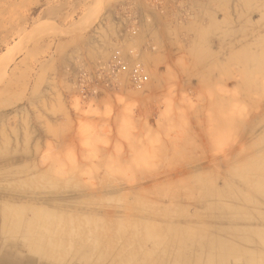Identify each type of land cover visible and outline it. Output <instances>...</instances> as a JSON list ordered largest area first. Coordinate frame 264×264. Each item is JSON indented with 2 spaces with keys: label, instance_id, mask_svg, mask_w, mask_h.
Returning <instances> with one entry per match:
<instances>
[{
  "label": "rangeland",
  "instance_id": "obj_1",
  "mask_svg": "<svg viewBox=\"0 0 264 264\" xmlns=\"http://www.w3.org/2000/svg\"><path fill=\"white\" fill-rule=\"evenodd\" d=\"M3 209L101 253L74 264L249 248L229 228L264 229L230 215L264 219V0H0Z\"/></svg>",
  "mask_w": 264,
  "mask_h": 264
},
{
  "label": "bare ground",
  "instance_id": "obj_2",
  "mask_svg": "<svg viewBox=\"0 0 264 264\" xmlns=\"http://www.w3.org/2000/svg\"><path fill=\"white\" fill-rule=\"evenodd\" d=\"M235 209L238 210L239 208L236 207ZM7 211L8 210L5 209L0 211V224L2 225L1 232L4 233V237H8L7 239H1L0 264H55L56 262L61 264H74V261H82L86 263L90 257L92 258L95 255L98 257L101 256L100 252L92 250L86 253L83 252L84 254H81L82 252L78 251L70 252L64 248L66 244L63 243L73 240V233L66 231L64 233L55 234L53 232V234L49 235L46 231L52 229V226H54L51 222H47V224L43 222L42 228H40V224L38 223L40 221L39 218L31 220V222H22L16 218L17 216L13 217ZM238 211H232V213H230L231 216H234L235 220L233 221L237 224V221H257L260 225L264 224L263 217L250 214L243 216ZM10 217L12 219H10ZM49 218H51L50 215H44L43 220ZM220 220L225 221V219ZM240 229L245 230L243 234H241L235 227L229 228L233 234L235 233V238L232 236V239L242 241L243 243H249L250 247L247 249H240L239 247H232L229 245L228 249V245L225 240L220 238L216 239L214 236L208 237V242L202 240L197 244L198 249H200L199 252L205 249L214 248L213 251H209L208 254H205L208 257L205 264H227L228 258L231 256H236L239 264H264V229H252L251 227ZM18 230H21V232ZM188 242H190V240H188ZM7 243L10 244L9 247H5V244ZM70 245L71 244H69V246ZM216 246L219 247V250H216ZM203 253H205V251L196 254V256H202L201 254ZM65 254H67L66 258L63 257ZM202 258L203 257H199V259H197V264L203 262Z\"/></svg>",
  "mask_w": 264,
  "mask_h": 264
},
{
  "label": "built area",
  "instance_id": "obj_3",
  "mask_svg": "<svg viewBox=\"0 0 264 264\" xmlns=\"http://www.w3.org/2000/svg\"><path fill=\"white\" fill-rule=\"evenodd\" d=\"M109 70L111 72H119L123 68V60L118 51L114 52L110 59ZM147 81V77L143 73V69L140 65L136 64L133 66L130 72V82L133 87L140 89L143 84Z\"/></svg>",
  "mask_w": 264,
  "mask_h": 264
}]
</instances>
